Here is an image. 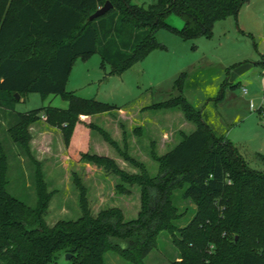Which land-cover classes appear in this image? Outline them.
<instances>
[{"label": "trees", "instance_id": "trees-1", "mask_svg": "<svg viewBox=\"0 0 264 264\" xmlns=\"http://www.w3.org/2000/svg\"><path fill=\"white\" fill-rule=\"evenodd\" d=\"M249 1L157 0L145 6L132 0H0V109L14 121L7 130L12 144L34 166L29 186L36 197L35 205L29 206L12 196L7 190L9 166H0V264H52L65 254L71 255L72 264H107L106 253L129 264H145L159 233L172 229V221L180 218L174 204L179 192V199L191 202L195 210L175 241L180 260L173 264H264V156L254 154L263 165L250 167L243 152L225 135H215L185 99L178 98L196 127L162 157L152 154L159 163L155 176L102 129L92 123L86 126L87 135L101 134L134 171L121 168L114 157L88 150L74 162L92 164L117 179L116 194L131 196L138 189L140 210L131 221L124 219L119 208H105L94 215L85 187L75 177L81 216L48 226L46 215L53 196L40 162L31 154L28 133L31 125L45 117L48 124L60 127L65 149L74 154L73 131L80 119L119 109L66 92L78 59L98 54L110 66V74L119 75L163 47L155 38L159 30L186 42L210 38L216 22L235 18ZM106 2L111 10L89 21ZM171 16L177 18L172 25L167 22ZM260 63L264 64V54ZM187 77L180 73L173 89L182 93ZM36 93L43 99L64 97L68 107L15 111V95L21 99ZM3 152L0 143V163ZM229 235L237 237L236 243Z\"/></svg>", "mask_w": 264, "mask_h": 264}, {"label": "rangeland", "instance_id": "rangeland-1", "mask_svg": "<svg viewBox=\"0 0 264 264\" xmlns=\"http://www.w3.org/2000/svg\"><path fill=\"white\" fill-rule=\"evenodd\" d=\"M132 2L146 6L157 0ZM255 4L256 8L247 15L240 14L238 20L229 17L216 22L210 38L186 42L166 30H159L155 38L163 47L150 51L142 61L131 63L119 75L110 74V66L103 63L98 54L74 63L66 92L116 105L119 109L111 114L81 118L73 131L77 149L74 154L65 149L60 127L48 124L45 117L28 128L31 154L40 162L43 179L53 196L46 215L48 226L81 216L75 177L85 187L94 215L105 208H119L124 219L131 221L140 210L138 189H134L131 196L116 194L117 179L92 164L74 162L84 150H88L99 156L114 157L121 168L134 171L121 161L101 134L91 131L87 135L85 131L89 123L106 132L121 150H126L131 158L144 165L149 175L155 176L159 163L152 154L162 157L196 127L182 110L180 99H185L194 112L201 114L203 122L215 135H225L243 152L250 167H262L254 154L264 156V113L248 111L250 97L247 93L248 90L264 88V64L260 63L259 54L264 53V0H256ZM175 19L171 16L167 22L172 25L176 23ZM246 68L249 70L231 89L229 76L236 77L238 70ZM183 72L188 77L182 93H179L173 89L172 83ZM48 106L67 109L68 103L61 96L43 99L36 93L19 97L14 109L22 114ZM262 110L264 112V106ZM13 122L10 115L0 109V143L4 150L0 166H9L11 185L8 192L34 206L36 197L29 186L30 180L33 181L34 166L24 151L10 140L7 130ZM26 184L29 188L25 187ZM176 194L174 204L180 218L172 221V229L159 233L145 264H173L180 260L175 241L180 240L181 229L189 224L195 207L191 202L179 199L180 192ZM229 238L235 241L236 237L229 235ZM104 257L107 264H129L113 253H106ZM52 264L72 262L66 260L65 255H59Z\"/></svg>", "mask_w": 264, "mask_h": 264}, {"label": "crops", "instance_id": "crops-1", "mask_svg": "<svg viewBox=\"0 0 264 264\" xmlns=\"http://www.w3.org/2000/svg\"><path fill=\"white\" fill-rule=\"evenodd\" d=\"M255 1L256 0H250L249 2H247L245 4L246 6L244 5L245 7H242L240 9V11L237 13L235 19L238 20V17L240 16V14L242 15L244 13L245 15H247V12H250L252 9L256 8L257 4H255ZM248 33H251V32H248ZM259 54H260V57H262V55L264 53H259ZM246 70H249V69L246 68L244 71H239L238 70V72L236 73V77H233V75L229 76L228 85L230 86L231 89L235 86L234 84L246 72ZM232 80H234V82H232ZM247 93L249 94V97H250L249 100H248V111L249 112H254V110H256L257 112L258 111L263 112L262 109H263V106H264V88L263 89H254V90L252 89L251 92L248 90ZM250 103L253 106V110L249 109V104ZM255 107H256V109H255ZM232 114H234V113H232ZM263 117H264V115H263Z\"/></svg>", "mask_w": 264, "mask_h": 264}, {"label": "water", "instance_id": "water-1", "mask_svg": "<svg viewBox=\"0 0 264 264\" xmlns=\"http://www.w3.org/2000/svg\"><path fill=\"white\" fill-rule=\"evenodd\" d=\"M110 10H111V5H110L109 2H106L104 4V6L100 7L99 9H97L96 12L88 18V20L89 21L96 20V18L104 16ZM15 97L18 100V98H19L18 95H15ZM236 241H237V237L235 238V243H236ZM65 258H66V260H71L72 259L70 254H65Z\"/></svg>", "mask_w": 264, "mask_h": 264}, {"label": "built area", "instance_id": "built-area-1", "mask_svg": "<svg viewBox=\"0 0 264 264\" xmlns=\"http://www.w3.org/2000/svg\"><path fill=\"white\" fill-rule=\"evenodd\" d=\"M244 92H246V91L244 90ZM249 109H250V110H253V106H252L251 103L249 104ZM258 112L263 113V112H261V111H258Z\"/></svg>", "mask_w": 264, "mask_h": 264}]
</instances>
